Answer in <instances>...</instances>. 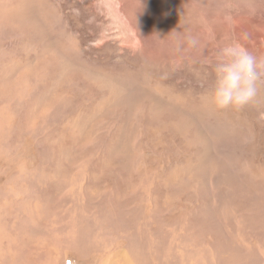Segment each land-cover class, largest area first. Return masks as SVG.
Returning <instances> with one entry per match:
<instances>
[{
    "label": "rangeland",
    "instance_id": "1",
    "mask_svg": "<svg viewBox=\"0 0 264 264\" xmlns=\"http://www.w3.org/2000/svg\"><path fill=\"white\" fill-rule=\"evenodd\" d=\"M230 42L264 57V0H0V264H264V75L206 100Z\"/></svg>",
    "mask_w": 264,
    "mask_h": 264
},
{
    "label": "clouds",
    "instance_id": "2",
    "mask_svg": "<svg viewBox=\"0 0 264 264\" xmlns=\"http://www.w3.org/2000/svg\"><path fill=\"white\" fill-rule=\"evenodd\" d=\"M178 52L201 48L197 35L173 30ZM214 82L206 100L215 110H239L252 103L258 93V81L264 75V57L258 58L238 42L219 47L212 65Z\"/></svg>",
    "mask_w": 264,
    "mask_h": 264
},
{
    "label": "bare ground",
    "instance_id": "3",
    "mask_svg": "<svg viewBox=\"0 0 264 264\" xmlns=\"http://www.w3.org/2000/svg\"><path fill=\"white\" fill-rule=\"evenodd\" d=\"M130 238V237H129ZM70 249V248H69ZM30 253V252H29ZM69 253V252H68ZM16 254V253H15ZM28 254V253H25ZM33 254V253H32ZM30 255V254H29ZM27 257V256H26ZM74 259L77 260V258L81 257V255L78 252H75L73 255ZM118 257V256H117ZM22 258V257H21ZM85 258V257H84ZM33 259V258H32ZM81 259V258H80ZM79 260V259H78ZM77 260V261H78ZM83 260V259H82ZM22 261V260H21ZM87 262V261H86ZM85 262V263H86ZM23 264H26L25 261H23ZM88 264V263H87ZM100 264H129V262L127 263L126 259L123 258H116L115 256H111L109 259H106V261H104V263H100Z\"/></svg>",
    "mask_w": 264,
    "mask_h": 264
}]
</instances>
